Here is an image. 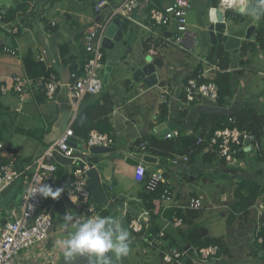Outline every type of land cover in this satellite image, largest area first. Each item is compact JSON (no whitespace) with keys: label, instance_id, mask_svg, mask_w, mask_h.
<instances>
[{"label":"crops","instance_id":"obj_1","mask_svg":"<svg viewBox=\"0 0 264 264\" xmlns=\"http://www.w3.org/2000/svg\"><path fill=\"white\" fill-rule=\"evenodd\" d=\"M98 0H0V18H3V22L20 20L21 24L26 27L22 29L18 34L11 35L6 33L0 28V82L9 80L14 75H32L35 70H26L24 60L30 58L35 64H41L45 71L54 73L61 82V87L58 90L53 100H47L42 94L28 96L25 103L21 106L14 102L9 107H4L0 104V137L3 143L2 131L5 129V122L1 121L4 110L10 114L24 115V117H32L28 123L31 126H36V132L41 131V135L45 136L41 141L38 135L30 137L33 141L31 147L35 150L41 145L45 146V150L48 146L56 141L60 134L71 127L77 113L79 111L80 102L77 107L72 105L70 100L67 85L69 83V76L71 72L80 70L86 60L84 48L81 43L83 34L89 29H94L99 23L107 18L111 13V7L120 5L124 0H107L110 2L111 7H105L101 13L96 14L93 10L94 4ZM173 0H149L144 1L141 4V8L133 13V17L139 22L147 25L149 24V10L151 8H164L172 3ZM214 0H190V8L188 13L193 8L197 13V21H188L189 28L193 32H197L199 43L202 40L200 31L205 32V27L209 23V11L220 6L224 12L226 20L230 22L232 19L227 17V13L233 11V9L243 11L245 7V0H218V5L214 7ZM196 3L195 6L193 4ZM257 4V0H251L250 9L245 16V20L248 24H251L257 17L250 14V10ZM230 5V8L228 6ZM238 16V15H237ZM236 20H240L242 16L237 17ZM261 17V16H260ZM259 17V18H260ZM195 20V19H194ZM208 23H207V22ZM231 23V26L237 28L236 24ZM261 19L258 25L253 30V35L257 33L260 28ZM262 25V24H261ZM264 26V25H263ZM239 28V27H238ZM174 31L173 26L168 28H153L152 34L148 33L141 27L127 23L124 31L125 38L121 41L120 45H123L124 55L121 58V65L125 68L135 64L139 58L146 59V53L153 43L154 48L157 50V56L153 58V64L155 66V72L157 76V85L145 89V85L133 84L131 80L122 78L120 80L115 74V69L118 64L115 61L109 60L106 50H104V71L109 63H113L107 78V84L103 86V90L97 96H93L94 100L100 99L102 94H109L113 102V111L109 116V121L112 127L110 133L114 140V144L111 147V152L103 156H92L91 154L84 155L86 162H91L96 170L102 189L108 191L107 200L109 205L104 208L103 213L105 216H112L121 222L122 227L127 230V216L135 217L143 212L141 208V201L139 195L143 191V181H138L135 178L136 166L139 162H145L144 157L139 155L135 150L136 143L142 138L153 137L157 141H164L163 131L168 132L179 131L183 135H189L195 130L196 122L199 117L203 115L219 114L216 107L207 106L201 102H193L186 104L183 102V86L185 80L192 74V72L200 65V62H195L192 58L183 57L191 56L184 52L179 54L180 50L171 46H167L163 43V38L169 37ZM206 33V32H205ZM136 37H135V36ZM135 37L134 39L132 37ZM218 37V36H217ZM218 39V38H217ZM218 41V40H217ZM225 42V41H224ZM244 41L240 42V47ZM66 46L61 50L62 46ZM116 45V44H115ZM114 45V46H115ZM206 47L208 50L205 54L200 56L203 59L214 47L207 35ZM11 48L15 50V55L6 54L3 49ZM239 47V48H240ZM109 51V50H108ZM259 52L249 54L247 53L243 60H248L245 64H240V53L238 49L228 52V57L231 61L230 70L235 73L234 81L236 88L232 99L223 104V109H231L232 107L239 106V110L242 108L254 109L264 114V58H258ZM183 55V56H182ZM136 56V58H135ZM259 61V63L257 62ZM131 62L130 64H128ZM263 62V64H262ZM140 64V63H138ZM138 64H136L138 66ZM176 65V72L181 73L182 80L181 85L177 83L173 84L172 79L167 76L168 72L172 70V66ZM131 74V70H130ZM42 76V75H41ZM104 76V74H103ZM131 76V75H130ZM260 76L259 78H257ZM176 82V81H175ZM119 83L123 88L117 92H111L105 90L110 84L111 87ZM254 87L258 94L257 96L249 95ZM157 89L158 94L161 96L165 94V100L157 98L156 94L151 95L149 90ZM111 90V89H110ZM132 90L136 93L132 96ZM12 100H15L12 96H6ZM4 98V97H1ZM0 98V99H1ZM18 110L17 111V109ZM238 110V111H239ZM237 112V111H235ZM230 112L229 114L235 113ZM224 114V115H229ZM52 131H55L54 139L50 137ZM166 133V134H167ZM26 138L22 139L28 141ZM262 145L264 149V129L262 135ZM10 148V147H9ZM14 154L17 155L20 160L18 166L28 165L32 161H22L20 154L13 148H10ZM158 150H154L155 152ZM152 161L145 162L146 175L160 174L162 181L171 185L173 188V194L178 193L176 198L171 202L165 203L169 209H166L160 216L150 222L152 230H159L167 220L172 218L166 217L169 211L177 209L183 205V201L190 196H197L195 194L184 195L180 191H176L173 186V180L175 176L185 173V182H195L197 172L198 179L202 180L204 185L210 184L213 176H217L219 179H224L222 188L220 189V197L213 198L212 208L224 209L225 215L229 214L227 202V191L224 187L231 185L232 190L243 181H249L255 183L259 187V195L253 206L255 211H259V204L264 208V160L262 163H258L255 159V154H245L243 157L237 159V163L232 171H224L219 166H200L197 162L195 165H191L192 170L184 172L177 167L171 166L169 157L165 160L155 154H148ZM215 164V163H214ZM71 167L62 166L58 167V181L53 187L62 188L71 178ZM181 171V172H180ZM193 173V174H192ZM190 176V177H189ZM162 182V183H163ZM239 183V184H238ZM230 187V188H231ZM184 188V187H183ZM137 193L132 195L130 190ZM118 191V193H117ZM226 191V192H225ZM22 191L18 192L14 203L10 204L9 209L1 211L3 213L15 208L19 205L20 199L17 201L18 196L21 197ZM4 195L6 200L10 199L9 196ZM232 196V193H230ZM233 197V196H232ZM215 202H219L220 206H217ZM222 203V204H221ZM225 203V204H224ZM230 206V205H229ZM8 207V206H7ZM42 211H50L54 220V227L52 229L49 239L40 246H35L23 254H20L17 261L18 264H44L42 260V252L45 249L53 251L59 254V262H63V255L60 252L57 241L68 231L70 228H65L62 216L67 211H71V201L67 198L55 199L46 197L41 204ZM264 212V210H263ZM224 215V214H223ZM152 223V225H151ZM246 227L245 231H248V236L251 237L250 247L254 251L255 260H260V256L264 255V249L258 244L256 239L255 227L251 225ZM185 228L184 224L180 229ZM151 230V231H152ZM175 228L169 226L166 230L167 242L168 239L173 237V231ZM128 231V230H127ZM244 231V232H245ZM244 232L241 234L243 235ZM131 239V234H130ZM142 243L139 239H133L131 244ZM143 244V243H142ZM253 246H255L253 248ZM155 251L154 249H151ZM156 252V251H155ZM250 251L246 254L249 255ZM158 254V252H156ZM226 255H220L219 264H222ZM261 261V260H260ZM264 264V260L261 261ZM60 264V263H55Z\"/></svg>","mask_w":264,"mask_h":264},{"label":"built area","instance_id":"obj_2","mask_svg":"<svg viewBox=\"0 0 264 264\" xmlns=\"http://www.w3.org/2000/svg\"><path fill=\"white\" fill-rule=\"evenodd\" d=\"M149 0H124L120 5L111 7L107 0H98L93 10L96 14L101 13L105 7H111L110 15L103 19L94 29L86 31L81 39L86 55V60L80 70L71 72L67 85L68 94L72 105L77 107L84 96H97L103 90L102 79L99 77V70H104V49L102 42L104 32L113 18L121 21L133 23L148 33L152 34L153 28H168L173 26L174 31L169 37L163 38V43L179 49L187 55H192L195 47L199 43L198 34L191 31L187 21V12L190 8V0H173L164 8H151L149 10V24L145 25L133 17V13L140 9L142 2ZM230 8V5L228 6ZM1 17V16H0ZM0 18V28L8 34L16 35L22 29H26L20 20L14 22H3ZM6 54L15 55V50L4 48ZM258 58H264V49L258 50ZM146 56L153 63V58L157 56L154 44L150 45ZM201 71L196 77L187 78L183 86V102L190 104L201 102L206 99L216 103L218 99V87L213 79L218 71L216 65L208 63L205 58L200 59ZM158 82V81H157ZM157 85V83L155 84ZM154 85V86H155ZM60 79L54 73L31 78L27 75H14L9 80L0 82V98L12 96L16 99L17 105L21 106L28 96L42 94L45 99L53 100L61 87ZM153 87V86H152ZM165 100V94L161 95ZM20 110L19 107L17 111ZM230 122L234 123L232 119ZM210 126L205 132L196 136V145L204 146V153H213L218 160H223L227 168L234 169L238 155L257 154L259 145L256 143L254 135L240 130L237 127H224L209 132ZM179 135L177 131L168 132L164 139L175 138ZM71 138H76L75 142ZM114 140L110 134L100 133L96 130L90 131L87 138L81 139L74 135L71 127L65 129L54 143L47 147L44 152L36 157L28 165L18 166L17 155L8 151L0 142V195L12 184L21 182L22 194L17 207L3 213L0 211V264H18V255L23 250H29L35 246L43 245L50 237L54 227V220L50 211H42L41 204L46 197L35 193L40 186L49 185L52 188L58 181V167L54 160V153L63 158L71 159L73 166L71 178L62 187L63 191L58 199L67 198L71 201V211L80 216H103L104 208L96 205L88 190L87 172L90 170L89 163L84 159V155L89 154L90 147L111 148ZM149 142L144 138L140 139L135 150L139 155L147 156ZM79 150L75 154V150ZM171 166L179 168L182 165H189V157L186 154H172L169 157ZM145 162H139L135 170V178L144 181L146 178ZM218 169V167H216ZM160 174H151L147 178L146 188L154 190L158 183H162ZM54 190V188H53ZM173 193L165 190L161 196V208L163 212L169 209L165 203L171 202ZM201 196H190L183 201V205L178 208L182 210H207ZM257 212L258 220L255 227L256 236L263 223L260 219L264 208L259 204ZM212 208L211 206L208 209ZM183 225L182 219L174 217L167 220L159 230H152L150 217L143 212L132 217L127 223V230L131 234V241L139 239L147 247L154 249L162 258L163 264H219L220 248L218 245L196 248L194 246L170 245L167 242L166 230L169 226L180 229ZM152 230V231H151ZM258 243H262V238L258 236ZM61 252V251H60ZM17 257V259H16ZM44 264H55L59 262L58 253L45 249L42 252ZM64 262V260H63ZM43 264V263H42Z\"/></svg>","mask_w":264,"mask_h":264},{"label":"trees","instance_id":"obj_3","mask_svg":"<svg viewBox=\"0 0 264 264\" xmlns=\"http://www.w3.org/2000/svg\"><path fill=\"white\" fill-rule=\"evenodd\" d=\"M213 5L214 7H216L218 5V0H214ZM236 16L237 15H234L231 12L227 13V17L231 18L232 20H236ZM260 19L262 25H259L260 28L255 34V39L253 41L243 42L241 47L238 49L240 53V60L242 59L241 61H239L240 64L247 63L248 60H243V57L247 53L252 54L258 52V50L264 49V15H261ZM127 23L128 22H125V25ZM217 38V44L211 48L210 52L206 55L205 60L210 64L216 65L218 68V71L215 72L213 79L218 87V99L216 101V104L217 107H222L224 103L232 99L234 90L236 88V83L233 79L235 73L230 70L231 61L228 57V52L223 48L224 38L221 36H218ZM65 48L66 46L64 45L61 47V50ZM24 64L28 73L33 69L35 70V73H33L31 76L28 75L31 78L40 77L41 75L43 76L50 73V71H45L41 64H35L30 58L25 59ZM200 71L201 66L198 65V67L188 78L196 77ZM81 102L80 103L82 105H80L81 107H79L77 116L73 124L71 125L75 137L85 139L92 130H96L100 133L110 134L112 131V127L109 121V116L113 111V102L111 96L104 93L102 94L100 99L94 100L93 96L87 95L83 97ZM229 119L234 120V123L230 122ZM208 126H210L209 132H213L214 130L224 127L232 128L235 126L240 130H245L251 133L252 135H254L256 143L259 145V151L255 155V159L258 163L263 162L264 149L262 145V135L264 129V114L254 109L247 108H242L239 111L229 115H203L198 118L194 132L189 135H183L178 131L179 135L177 137L165 139L164 141H157L153 137L144 138L149 142L147 153H153L164 160L170 157L172 154H186L189 157L190 166L195 165L197 162H199L200 166L202 167L207 165L216 166L219 168V166H221V168L219 169L233 172L234 169H232V167L227 168L225 166V162L223 160H218V157L215 154L204 153L203 145H196V136L199 135V133L202 134V132H205ZM7 149L10 153H15L10 150V148L7 147ZM154 150H158L159 152L156 151L154 153ZM244 155V153H240L238 155V158H241ZM22 161L28 162L29 159H24ZM183 166L184 165L180 166L179 169L182 170ZM59 174L60 172H58V175ZM148 177L149 175H146V178L143 181V191L139 195V199L141 201V208L149 215L151 222L152 220L155 221L160 216V214L163 213V209L161 208V196L163 195L164 191L169 190L172 193L174 191L171 185L165 182L158 183L156 188L152 191L148 190L145 184ZM19 191H22L21 182L12 184L3 192V194H6V196L10 197V199L7 201V206L14 203ZM173 195L174 196L172 199L176 198V196H178V193H174ZM258 195L259 187L253 182L243 181L241 184L237 185L232 191L234 202L230 206H228L229 214H227V224L229 226H232V224H234V222L236 221L238 215H248L249 209L254 206ZM202 212L203 210H182L180 208L169 211L166 214V217L170 219L175 213L176 217L182 219L185 226V228L183 229H175L173 231V237L168 239L169 244L175 246H194L196 248L218 245L220 248V252L218 255L220 256L221 254H224L228 256L229 250L224 245V242H222L221 240L209 238L208 231L205 228L198 227L195 224L196 219L201 215ZM105 213H103V216H105ZM130 219L131 217L127 216V223L130 221ZM260 221L261 223H263V226L260 227L256 239L258 238V236L262 238V243L258 244L262 247V249H264V213L262 214ZM260 260H264V255L260 256Z\"/></svg>","mask_w":264,"mask_h":264},{"label":"rangeland","instance_id":"obj_4","mask_svg":"<svg viewBox=\"0 0 264 264\" xmlns=\"http://www.w3.org/2000/svg\"><path fill=\"white\" fill-rule=\"evenodd\" d=\"M196 3L193 4L195 6ZM197 6V5H196ZM197 13L194 10V8L189 11L188 13V20L187 21H194L196 24L198 23L197 19ZM195 19V20H194ZM207 22V21H206ZM208 23V22H207ZM230 31L236 30L237 28L234 26H229L228 28ZM197 33V32H196ZM200 35L202 37V40L200 44H198L191 56L184 55L181 51H179V54H183V57L186 58H192L195 62L200 61L199 58L203 54H205L208 50V47H206V37L207 33L200 31ZM135 36V35H134ZM132 37L133 39L136 37ZM123 45L116 44L113 50H106L109 60H113L116 62L117 67L115 69V74L117 78L122 80V78H127L133 82L132 77L130 76V70L134 68V65L143 62V58H139L137 62L133 65H131L128 68H125L121 65V58L124 55L123 51ZM200 55V56H199ZM136 58V56H135ZM259 63V61L257 60ZM264 62V61H263ZM262 62V64H263ZM129 62L128 64H130ZM177 66L173 64L172 70L168 72L167 76L172 79L173 84L177 83L178 86L181 85L182 75L181 73L178 74L176 72ZM103 69L99 70L98 75L99 77H103ZM258 76L257 78H259ZM176 81V82H175ZM134 84V82H133ZM123 86H121L119 83L117 85H114L111 87V84L105 89L107 91L111 92H117L121 90ZM111 89V90H110ZM145 89L148 91V88L145 87ZM254 89L249 92V95L257 96L258 94ZM157 89L149 90L151 95H155L157 97L156 93ZM136 92L132 90L131 95L133 96ZM159 96L157 98H160ZM16 102L15 100H12L10 98L4 97L0 99V104H2L4 107H9L10 104ZM239 106L232 107L231 109H223L224 107H216L215 109L219 114H229L230 112L238 111ZM4 110V114L2 115L1 121L7 123L5 129L2 131L3 134V143L6 145V147H10L15 149L21 156V159H29V161H33L36 157L40 156L44 150L45 146L41 145V147L37 148L35 150L34 147H31L33 144V141L28 140L30 137H33L34 135H38L39 140L41 141L45 136L41 135V131L36 132V126H31L28 121L32 117V113L30 114V117H24V115H16V114H10ZM1 125V124H0ZM42 136V139H41ZM55 131H52L50 134V137L54 139ZM26 138L28 141L22 142V139ZM25 165V164H23ZM62 167V166H60ZM181 172V171H180ZM181 175L175 176L173 180V186L176 191H180L184 193V195H191L195 194L197 196H201L204 203L207 204V210H204L201 215L196 219L195 224L198 227L205 228L208 231V237L211 239L221 240L224 242L223 244L228 248L229 255L224 257L222 264H263L260 260H255L254 251L249 249L250 243L252 244L251 237L248 236V231H245L246 227L243 229V226H249L253 225L254 227L257 224V218L258 215L255 211V208L249 209L248 215H238L236 221L232 226H229L227 224V218L228 216L225 215V210L222 208L217 209H208L209 206H211L213 198L217 199L220 197V189L222 188V185L224 183V179H219L217 176H213L211 179L210 184L204 185L202 183L201 179H198L197 172L194 173V176H196L195 182H185V176L186 174L180 173ZM193 174V173H192ZM190 177V176H189ZM184 187V188H183ZM231 185H228L225 188V191L227 193V202L226 206L228 207L234 202V197L230 195L232 193V187ZM223 189V188H222ZM132 195H136L137 193L130 190ZM217 206H220L219 202H215ZM7 200L4 195H0V211H5L9 209V206L7 207ZM222 204V203H221ZM225 204V203H224ZM224 214V215H223ZM245 231V232H244ZM244 232L243 235H241ZM133 244V243H132ZM130 246V253L127 257H124L122 259L117 260L113 254H111V257L117 262V264H163L162 258L159 254H157L155 251H152L151 248L145 246L142 243H137ZM255 246H253L254 248ZM27 250H23L19 253L23 254ZM251 252L246 254L247 252ZM18 255V257H19ZM17 259V257H16ZM17 263H19L17 261Z\"/></svg>","mask_w":264,"mask_h":264},{"label":"water","instance_id":"obj_5","mask_svg":"<svg viewBox=\"0 0 264 264\" xmlns=\"http://www.w3.org/2000/svg\"><path fill=\"white\" fill-rule=\"evenodd\" d=\"M251 6V0H245V7L243 11L233 9L232 13L234 15L242 16L238 20H231L228 22L226 20L224 12L221 10L220 6H217L215 9L209 11V23L205 27V32L208 34L209 40L213 46L217 44V36L224 38L223 48L225 51L230 52L235 49H239L241 41H253L255 36L253 35L254 28L258 25L260 18L255 19L251 24H248L244 21L245 16L247 15ZM237 25V29L230 31L228 28L231 26V23ZM239 27V28H238ZM126 25L119 18H113L107 25L104 32V39L102 42V47L104 50H113L115 44H120L121 41L125 38L124 31ZM114 66L113 63H109L105 68V73L102 78V84L105 86L107 84V78L110 73L111 68ZM131 77L135 84H144L146 87L150 88L157 83V76L155 72V66L151 62L149 57L143 60L140 64L134 65V68L131 69ZM202 103L216 107L217 104L209 100H202ZM168 130L163 131L164 134ZM72 142L76 141V138H71ZM79 150H75V154H78ZM111 152V148L103 147H90L88 153L92 156H103ZM54 160L60 166H69L72 163L71 159L63 158L61 155L54 153ZM145 162H150L152 159L149 156L144 157ZM89 166L92 167L87 172L88 178V190L91 194L93 202L101 208H107L109 201L107 200L108 191L102 189L100 180L96 170L94 169L91 162ZM192 170L191 166L184 165L182 171L188 172ZM118 193V191H117ZM20 199L18 196L17 201ZM107 264H117V262L111 257V254H106ZM61 264H64L62 262ZM74 264H90V261L87 257H78L75 259ZM94 264V262H93Z\"/></svg>","mask_w":264,"mask_h":264},{"label":"clouds","instance_id":"obj_6","mask_svg":"<svg viewBox=\"0 0 264 264\" xmlns=\"http://www.w3.org/2000/svg\"><path fill=\"white\" fill-rule=\"evenodd\" d=\"M250 14L257 18L264 15V0H257ZM62 191V188L53 190L51 186L43 185L35 193L55 200ZM61 219L65 228L71 229L57 241L64 264H74L78 257H87L90 264H107L106 254H113L117 260L129 255L130 233L116 218L100 215L80 216L67 211Z\"/></svg>","mask_w":264,"mask_h":264},{"label":"bare ground","instance_id":"obj_7","mask_svg":"<svg viewBox=\"0 0 264 264\" xmlns=\"http://www.w3.org/2000/svg\"><path fill=\"white\" fill-rule=\"evenodd\" d=\"M227 2H229V0H227Z\"/></svg>","mask_w":264,"mask_h":264}]
</instances>
